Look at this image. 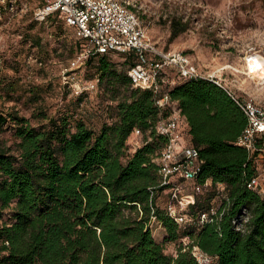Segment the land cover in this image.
I'll use <instances>...</instances> for the list:
<instances>
[{
	"label": "trees",
	"instance_id": "trees-1",
	"mask_svg": "<svg viewBox=\"0 0 264 264\" xmlns=\"http://www.w3.org/2000/svg\"><path fill=\"white\" fill-rule=\"evenodd\" d=\"M171 28V39L186 30L177 22ZM116 55L128 68L136 62L132 53L106 54L79 68L96 60L89 80L97 79V90L104 81L125 90L115 121L97 133L81 121L72 127L65 116L41 114L42 124L34 127L0 111V129L13 125L15 140L10 146L0 140V217L13 205L12 222L0 226V264H197L192 247L215 258V264H264V197L245 187L253 170L245 150L235 145L246 125L235 101L204 78L180 80L169 89L199 153L196 184L210 182L186 211L193 223L181 229L155 203L159 194L168 196L159 186L166 144L155 129L159 112L152 95L133 88L127 72L109 60ZM167 75L177 79L171 70ZM134 129L144 143L131 154L127 140ZM217 184L225 185L227 202ZM209 194L220 200L218 216L197 226L211 208ZM152 220L165 229V241L187 238L189 245L179 247L175 257L165 255L152 237Z\"/></svg>",
	"mask_w": 264,
	"mask_h": 264
},
{
	"label": "rangeland",
	"instance_id": "rangeland-1",
	"mask_svg": "<svg viewBox=\"0 0 264 264\" xmlns=\"http://www.w3.org/2000/svg\"><path fill=\"white\" fill-rule=\"evenodd\" d=\"M15 1L14 11H10L8 0H0V111L16 114L34 127L42 124L38 118L41 114L68 117L72 127L75 121H81L95 133L113 123L115 107L125 96L124 88L104 81L96 92L81 98L72 94L63 84L61 71L69 68L71 59L85 44L58 19L42 23L32 19V11L44 0ZM129 1L133 5L130 9L159 49L184 52L202 76H219L235 97L252 100L264 108V0ZM174 22L178 29L185 26L186 30L171 39ZM119 56L109 60L126 75L128 64ZM93 63L79 69L77 77L82 81L91 79ZM249 65L255 70V78L250 75ZM13 133V125H5L0 129V140L12 145ZM133 139L129 137L127 145ZM138 139L143 140V136ZM128 147L132 154L133 148ZM190 188L185 184L186 193ZM207 197L211 198L210 207L220 205L212 194ZM169 202L165 194H159L155 201L162 211ZM12 207L2 213L0 226L12 222ZM150 230L169 257H175L179 247L189 245L187 238L165 241L166 231L155 220Z\"/></svg>",
	"mask_w": 264,
	"mask_h": 264
},
{
	"label": "built area",
	"instance_id": "built-area-1",
	"mask_svg": "<svg viewBox=\"0 0 264 264\" xmlns=\"http://www.w3.org/2000/svg\"><path fill=\"white\" fill-rule=\"evenodd\" d=\"M4 1L1 2L3 4ZM15 0H8V9L14 11ZM0 4V14L2 5ZM129 0H44L32 11V19L38 23L54 17L66 27L73 29L75 36L84 41L85 48L75 57L68 69L61 71L63 84L75 96L97 91L98 81H82L76 71L93 57L106 54L135 55V64L127 70V77L135 89L148 91L160 119L156 132L166 139L161 150L158 175L160 187H165L169 198L165 212L178 226L192 224L186 215L195 195L210 187L207 180L203 185L196 184L200 172L199 153L190 144L187 124L180 115L169 95V89L177 81L204 78L224 89L235 101L246 118V125L235 140V145L244 149L251 162L253 174L245 183L247 190L264 197V108L252 100H240L234 96L224 81L216 75L202 76L193 65L190 57L182 51L159 49L147 36ZM173 71L177 79H170L167 71ZM169 112L167 117L163 113ZM134 139L128 143L135 151L144 143L138 129L130 135ZM185 184L191 186L186 193ZM221 200L228 201L225 185L217 184ZM218 207H211L196 221L197 226L214 222ZM247 222L243 217L237 230ZM191 255L197 264H215L213 257L192 247Z\"/></svg>",
	"mask_w": 264,
	"mask_h": 264
},
{
	"label": "bare ground",
	"instance_id": "bare-ground-1",
	"mask_svg": "<svg viewBox=\"0 0 264 264\" xmlns=\"http://www.w3.org/2000/svg\"><path fill=\"white\" fill-rule=\"evenodd\" d=\"M248 68H249V70H250V75L253 76V77L255 78L257 75H256V73H255L254 68H253L251 65H249Z\"/></svg>",
	"mask_w": 264,
	"mask_h": 264
}]
</instances>
